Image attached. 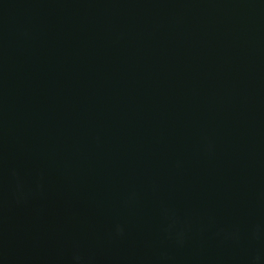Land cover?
<instances>
[{
    "label": "water",
    "instance_id": "obj_1",
    "mask_svg": "<svg viewBox=\"0 0 264 264\" xmlns=\"http://www.w3.org/2000/svg\"><path fill=\"white\" fill-rule=\"evenodd\" d=\"M0 264H264V0H0Z\"/></svg>",
    "mask_w": 264,
    "mask_h": 264
}]
</instances>
